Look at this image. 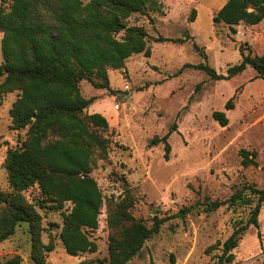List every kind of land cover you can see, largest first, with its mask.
<instances>
[{"label":"rangeland","instance_id":"rangeland-1","mask_svg":"<svg viewBox=\"0 0 264 264\" xmlns=\"http://www.w3.org/2000/svg\"><path fill=\"white\" fill-rule=\"evenodd\" d=\"M161 1L164 13H133L126 18L127 25H141L148 31L151 56L138 53L123 68L109 69L112 92L95 88L88 80L80 84L86 97H95L87 111L102 113L110 125L108 153L94 155L91 172L104 196L99 227L91 232L98 250L79 256L66 252L59 235L71 202L58 210L37 205L42 241L54 245L46 264L84 260L99 264L108 257L114 231L108 223V204L125 197L133 216L148 226L155 216L167 219L127 264H171L172 258L175 264H216L223 242L247 222L252 208L241 203L206 211L202 203L226 200L245 186H264V78L257 77L252 66L221 80L205 70L184 66L204 63L227 74L230 66L242 60L241 47L245 53L264 54V19L254 25H235L234 32L231 26L213 21L227 0ZM0 6L9 9L10 0H0ZM159 35L184 40L155 41ZM2 37L0 32V63ZM18 94V90L6 93L0 104V192L11 191L7 151L27 137V128H10L9 110ZM233 96V108L228 109L226 103ZM215 110L227 113V125L213 118ZM170 129L171 152L166 159L165 143L152 145L150 141ZM243 149L257 151V164L243 165ZM24 195L36 203L41 196L38 185ZM183 207H190L186 217H174ZM232 253L231 264H264V204L259 226L245 230ZM14 255L21 256V264H35L27 222L0 243V264Z\"/></svg>","mask_w":264,"mask_h":264},{"label":"trees","instance_id":"trees-1","mask_svg":"<svg viewBox=\"0 0 264 264\" xmlns=\"http://www.w3.org/2000/svg\"><path fill=\"white\" fill-rule=\"evenodd\" d=\"M164 13L161 0H10L9 9L0 6V32L3 61L0 63V104L6 93L18 90V97L9 110L10 128H27L21 145L10 148L6 169L10 192H0V243L13 236L22 222L29 224L31 259L46 264L53 243L42 241L41 214L36 206L63 209L67 201L71 209L64 213L60 238L72 256L93 253L98 243L91 232L99 227L104 205L102 191L91 175L96 153L105 156L111 143L106 134L109 121L100 112L87 110L95 97H86L81 81L88 80L95 88L113 91L109 69H120L135 54L151 56L150 36L144 26L127 25L133 13ZM264 19V0H227L214 14L215 24L225 23L235 32L240 23L258 24ZM124 35L118 37L120 32ZM155 41H183L159 35ZM242 60L217 73L209 64L184 66L205 70L217 80L229 79L252 66L257 77L264 78V54L245 53ZM231 97L226 108H233ZM213 118L221 125L229 123L227 113L215 110ZM175 126V125H174ZM173 129L150 143H165L166 159ZM244 166L257 164V151H241ZM38 185L41 196L29 202L24 191ZM249 205L251 215L246 223L234 229L223 242L216 264H231L232 251L239 245L245 230L259 226L264 204V186H245L226 200L202 203L212 211L223 205ZM128 197L108 204V223L114 230L109 238V256L99 264H127L144 246L146 240L160 231L167 220L155 216L150 227L136 219L129 210ZM190 207H183L174 217L185 218ZM20 255L1 264H21ZM80 264H95L84 260ZM175 264L174 258L172 263Z\"/></svg>","mask_w":264,"mask_h":264},{"label":"crops","instance_id":"crops-1","mask_svg":"<svg viewBox=\"0 0 264 264\" xmlns=\"http://www.w3.org/2000/svg\"><path fill=\"white\" fill-rule=\"evenodd\" d=\"M89 109V108H88Z\"/></svg>","mask_w":264,"mask_h":264}]
</instances>
